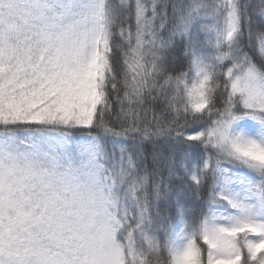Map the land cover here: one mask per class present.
<instances>
[{
	"label": "snow or ice",
	"instance_id": "6c2138e0",
	"mask_svg": "<svg viewBox=\"0 0 264 264\" xmlns=\"http://www.w3.org/2000/svg\"><path fill=\"white\" fill-rule=\"evenodd\" d=\"M0 264H264V0H0Z\"/></svg>",
	"mask_w": 264,
	"mask_h": 264
},
{
	"label": "trees",
	"instance_id": "16d2710c",
	"mask_svg": "<svg viewBox=\"0 0 264 264\" xmlns=\"http://www.w3.org/2000/svg\"><path fill=\"white\" fill-rule=\"evenodd\" d=\"M253 2H257V0H253ZM180 54H181V49L178 47L177 50H176V52L174 53V55L179 56ZM149 119H151V113H149ZM73 134L76 135V136H79L82 133H80V132H74ZM156 147L162 150L165 147V145L163 143H161V144H158ZM146 148H147V151L149 153H151L152 150H153V145L152 144H148V145H146Z\"/></svg>",
	"mask_w": 264,
	"mask_h": 264
}]
</instances>
